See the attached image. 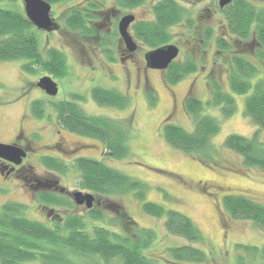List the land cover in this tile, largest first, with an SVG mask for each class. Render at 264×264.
<instances>
[{
  "label": "rangeland",
  "instance_id": "obj_1",
  "mask_svg": "<svg viewBox=\"0 0 264 264\" xmlns=\"http://www.w3.org/2000/svg\"><path fill=\"white\" fill-rule=\"evenodd\" d=\"M78 1L80 0L65 1L66 3L60 6L63 8ZM114 1L107 0V3ZM218 1L182 0L186 11L184 16L187 17L182 20L183 16L179 21L180 25L170 27L168 32L172 34L170 38L173 40L178 38L181 47L180 56L175 63H180L179 60L184 62L191 60L196 63V70L194 73L184 75L175 84H169L164 80L162 73L155 70L148 71L144 76L142 72L136 73L132 68L125 76L122 71L124 68L118 63L112 65V69L108 72L110 75H118L119 80L106 78L103 76V73L107 72L105 67H97L95 59L97 52L83 51L73 47V43L78 40L77 36L66 33L61 27L62 29L58 32H49V41L46 42L45 35L38 34L37 28L32 24L35 27L33 31L37 36L41 52L44 53L45 47L49 44L56 45L65 54L68 66L66 76L50 75L59 82V92L55 98L50 99L51 101L44 102L45 107L50 108L51 103L55 104L61 100H76L73 95L78 93L85 99L74 102L78 103L87 114L111 118L126 124L131 131L128 141L130 147L128 156L123 159H114L101 155L106 151L100 141L62 130L61 135L71 141L94 144L89 147L84 146L88 151L82 150L79 156L87 155L101 159L108 166L144 184V199L140 200L135 197L134 191L105 197L95 196L93 192L89 191L101 204L95 208L104 215L103 220H90L89 223L117 231L118 228L114 226L113 218L127 213L140 227L150 228L154 231L153 243L144 252L150 257L160 259L161 263H163L162 259L168 258L169 248L182 245L186 240L166 232L163 225L164 217L156 218L145 213L142 204L146 201L159 204L165 210L171 209L185 214L202 231L206 242L203 245H195L206 252L207 260L205 263L187 262L186 264H239L238 257L241 253V256L245 255L237 245L262 247L264 244V232L261 229L251 221L231 219L222 204L224 196L241 195L250 197L264 205V171L243 166L239 155L222 147L227 135L235 133L250 137L256 130V126L244 115L245 95H233L236 109L228 118L222 117L218 108L205 107L202 115L217 119L220 129L210 140L211 149L200 154L198 158L171 148L161 135L160 126L165 121L175 123L186 131L193 130L192 118L185 112L183 106L186 95H193L206 103L210 87L208 80L213 79L223 87L227 85L226 70L223 66L216 64L217 54L223 53L216 52L211 40L206 43L202 42V34L195 28L201 24L212 29L214 35L225 36L230 46L229 49L234 54L243 55V57H250L254 54L256 44L252 42V34L243 40L237 39L234 35L229 37L227 32L225 34V26H221L224 16L218 9ZM249 1L258 8H264V0ZM150 3H152L151 0ZM1 6L15 7L24 13L22 0H16L15 4L2 3ZM147 6L145 4L143 9L135 11L139 18L151 17V15H147ZM59 10L58 6L54 7L53 15L57 16ZM58 21H61L59 17ZM184 27H187V30H184ZM191 27H193V31L190 30ZM226 27L228 28L227 25ZM149 48L146 46L145 50H149ZM231 51L228 53L230 54ZM22 63L20 60L0 61V140H10L21 122V116L25 115L26 120L22 124L24 133H29L35 130L34 128L40 127L38 129H40L42 137L32 141V146L41 147L39 150H44L43 144L53 141L57 136L55 133V129H59L57 123H55L56 125L50 123L46 127H42L40 123L36 122L35 124V121L28 117L31 98L44 99L39 92L29 88L25 92L26 96L25 94L23 97L18 96L21 95L27 81H34L46 72L36 67L35 72L27 73L22 69ZM257 65L260 67V71L257 73L258 75H255L256 77L251 79L252 84L258 79L264 80V66L259 62ZM144 77L145 80H142ZM143 83L148 84V87L144 88ZM95 86L120 91L128 96V104L122 109L98 106L89 95L90 89ZM147 89L156 96L154 106L149 105L145 91ZM259 137L264 142V130L260 131ZM83 144L79 146H83ZM213 149L215 152L212 151ZM53 154L46 152L42 155ZM41 158L37 154L31 153L26 161L27 164L33 166L37 175L47 171L67 191H88L79 187V171L75 168L70 167L64 174L58 173L47 169L42 164ZM24 175H26L25 171L20 174L22 178H14L9 190H6L8 186L0 182V205L8 201L21 203L26 206L25 216L27 218L43 222L48 226H52L54 220L63 218L67 214L87 217L89 209L86 212L85 209L76 206L69 196H63L59 192L55 194L62 196L64 200H69L72 206L51 204L42 210V207L38 205L41 202L39 197L34 195L37 194V191L36 193L29 192L25 186ZM87 260L92 264L102 263L95 257L87 258ZM244 264H253V262L249 259Z\"/></svg>",
  "mask_w": 264,
  "mask_h": 264
},
{
  "label": "trees",
  "instance_id": "obj_2",
  "mask_svg": "<svg viewBox=\"0 0 264 264\" xmlns=\"http://www.w3.org/2000/svg\"><path fill=\"white\" fill-rule=\"evenodd\" d=\"M143 1L128 0V6ZM2 3L15 4L16 0H0V61L20 60L23 62L22 69L27 73L35 72L37 67L52 76H66L68 66L65 54L52 48L45 54L41 53L34 28L25 13L15 7H3ZM117 5L123 7L124 2L118 0ZM154 12L155 22L139 27L150 48L169 42V27L186 14L183 7L175 5L171 0H163L155 5ZM225 15L229 35L243 40L252 34V42L256 44L254 54L250 57L234 54L226 40L217 38L216 50L223 54H217L216 64L226 70V87L213 79L208 80L210 87L206 103L193 95H186L183 106L192 118L193 130L186 131L175 123L165 121L160 126L161 135L171 148L198 158L211 149L210 140L220 129L217 119L202 115L205 107L218 108L221 116L228 118L236 109L233 95H245L244 115L256 126V130L250 137L231 133L225 137L222 147L239 155L243 166L264 171V142L259 137L260 131L264 130V80L258 79L254 84L251 83V79L260 71L257 62L264 66V8H258L249 0H233L225 8ZM206 34L210 38L211 29ZM194 70L195 65L191 60L172 63L165 79L169 84H175ZM89 95L98 106L122 109L129 102L128 96L120 91L102 86L92 87ZM146 97L149 105L156 104L153 92L147 91ZM73 98L84 99L82 96ZM37 105L32 103L38 113ZM53 107L57 122L64 130L100 141L107 151L106 155L111 158L123 159L128 156L131 131L126 124L111 118L89 115L74 101L64 100ZM212 151L215 152L214 149ZM41 162L47 169L62 174L70 167L75 168L79 171V187L98 197L134 191L138 200L144 199V184L141 181L108 166L101 159L78 157L67 163L44 156ZM38 197L45 205L72 206L69 200L55 193L40 194ZM222 204L231 219L251 221L264 232L263 204L241 195L224 196ZM142 208L148 215L164 217L163 225L168 234L186 240L182 245L169 248L168 258L162 259L163 263L144 252L153 243L154 231L140 227L127 213L113 218L117 231L89 223L90 220L104 219V215L96 208L89 209L87 217L67 214L48 226L27 218L25 205L8 201L0 205V264H92L87 258L93 257L102 262L97 264L205 263L207 254L196 245L205 244L206 238L191 218L176 210H165L161 205L149 201L144 202ZM237 247L246 256L240 254L239 264L249 259L253 264H264V244L262 247Z\"/></svg>",
  "mask_w": 264,
  "mask_h": 264
},
{
  "label": "flooded vegetation",
  "instance_id": "obj_3",
  "mask_svg": "<svg viewBox=\"0 0 264 264\" xmlns=\"http://www.w3.org/2000/svg\"><path fill=\"white\" fill-rule=\"evenodd\" d=\"M65 1L69 2L72 0H69V1L65 0ZM65 1L48 2L50 3V7H51L50 13H51V18L54 22V26L49 31L41 30V29L36 30L38 34L42 33L45 35L46 42L49 41V32H58L60 29L63 28L66 33H72L75 35V37L77 36L76 39L78 40L77 42L73 43V47L79 48L83 51L92 50L94 52H97L95 54V59L98 64L97 67H100V66L102 68L105 67L106 69L105 71L107 72L103 73V76H105L106 78L107 77L110 79L114 78L115 81L119 80L118 75H113V74L110 75V73L108 72V70L112 69L111 67L112 65H114L115 63H118L119 65H121V67L124 68L122 69V71L124 72L125 76L129 74V70L132 68L136 73L142 72L144 76L147 74L148 71L155 70V71H159L160 73H162L164 80H166L165 79L166 73H167L169 66L172 63H175V61L177 62L176 59L180 56V53H181V47H180L178 38L174 40L170 38L171 40L169 42L163 45H160V46L169 45V44L176 45L179 49L177 57L173 59L171 63L165 69H155V68H151L148 66L147 60H146V54L149 51L155 48H158L160 46L149 48V50H145V47L148 45L146 44V41L143 39V33H141L139 30L140 25L151 24L155 22L156 14L154 12V7L155 5L159 4L163 0H151L152 3H150V0H144L140 4H135L132 7L128 6V0H122L124 2L123 7H120L117 5L118 0H115L114 2H110V3H107V0H80L74 4L72 3V4H69L61 8L60 5L66 3ZM171 1L175 5H178L179 7H183L185 9V6H184L185 4L182 2V0H171ZM145 4L148 5L147 15L149 16L151 15V17L139 18L138 13H136L135 11L138 9L139 10L143 9ZM56 6H58L60 10L58 12V15L54 16L53 15L54 7ZM218 7H219L218 9L220 10V12L224 16V21L222 22L221 26L222 27L225 26V30H226V31L224 30L225 34L227 32V35L231 37V35H229L228 28L226 27V25L228 26L226 15H225L226 6L221 8L219 6V1H218ZM23 8H24V5H23ZM200 11L202 12V9ZM128 14H131L134 16V20L130 23L127 29L128 34L131 37L132 42H133V47L131 48L127 45L125 40L120 35L119 28H118L120 19L124 15H128ZM147 15H143V16H147ZM58 17L61 19L60 22L58 21ZM182 20H184V18ZM177 24H179V22L171 25L170 27L177 25ZM33 28L35 27L33 26ZM195 29L200 30V34H202L201 35L202 42L206 43L210 40L212 41V44L214 45L215 50L217 49L216 48L217 38L226 40L225 36L214 35V33L212 32V29H211V37L207 38L206 32L207 30H209V28L204 27L201 24L198 26V28H195ZM184 30H187V27H184ZM190 30L193 31V27H191ZM169 35H172V34L169 33ZM50 47L52 49H56L62 52L60 48H58L56 45H53V44H49L47 45V47H45L46 49L44 48L43 49L46 52L48 49H50ZM45 52L43 54H45ZM216 52H218V50H216ZM179 62L183 63L184 61L179 60ZM193 63L194 65L196 64L195 62ZM129 65H130V68H129ZM195 70H196V65H195ZM195 70L191 73H194ZM45 75L50 76V74L48 73H43V75L39 76L36 80L27 81L23 86V91L20 93L21 95H19L18 97H23L26 90H28L29 88L30 90L34 89L37 92H39L44 99H40L39 97H36L33 99L31 98L29 102V108H28V117H30L32 121H35V124L36 122L40 123L42 127L43 126L46 127V125L50 123L52 124L57 123V126L59 128V129H55V133L57 134V136L53 141L43 144L42 147L44 148V150H39L41 147L37 148V147H34V145L32 146V141L41 139L42 134L40 132V129H38L40 127L34 128L35 130H32L29 133L25 134L22 124L24 120H26V117L25 115L21 116V122L16 128L15 133H13L12 138L8 141L0 140V142L5 143V144H12L22 149L25 153V157L22 159V161L19 164H15L7 159L0 157V182H3L6 186H8L6 190H9L10 189L9 186L14 181V178H19V179L22 178L20 174L25 171L26 175H24L23 179L25 180L26 182L25 186L27 187V189H29L30 193L32 191L36 193L37 191V194H34V195H37L38 197L40 194H46L51 191L53 193L59 192V193H62L63 196L65 195L69 196L73 200L72 194H71L72 192L67 191L64 187H62L58 183V181L52 177V175L48 174L49 172L44 171L43 174L37 175L36 172L34 171L33 166L30 164H27L26 162L27 158L31 155V153L37 154L40 157H44L47 155H42V154L46 152L54 153L53 155H49V157L60 159L67 163L72 162V160L78 157L95 158V157L87 156V155L79 156L82 150L88 151V149L84 148V146L89 147L94 144L90 145L88 143L83 144L82 142L71 141L70 139H67L61 135L62 130L64 129L57 122L56 111H55V108L53 107L54 104L51 103L50 108H46L45 103H44L50 99L55 98V96L58 93L55 96H49L43 90H41L40 88L36 86L38 79ZM50 77L52 78V76ZM52 79L57 83L58 92H59V82L55 80L54 78ZM142 80H145V77ZM143 87L147 88L148 84L143 83ZM145 91L147 92L148 89ZM26 95L27 94H25V96ZM74 96H82V95L75 93L73 97ZM61 101H57V102H61ZM73 101H76V100H73ZM32 103L38 104L37 105V110L39 111L38 113L32 106ZM80 144H83V146H79ZM100 151L102 150L100 149ZM106 154H107V151L103 152V154L101 155L107 156ZM82 192L89 193V191H82ZM31 196L33 195L31 194ZM38 205L42 207V210L47 208V205L43 204L42 202L38 203ZM100 205H101L100 202L96 199L93 204L92 209L95 208V206H100ZM76 206L81 207L82 209H85L86 212L88 211V209H86L84 204L76 205Z\"/></svg>",
  "mask_w": 264,
  "mask_h": 264
},
{
  "label": "water",
  "instance_id": "obj_4",
  "mask_svg": "<svg viewBox=\"0 0 264 264\" xmlns=\"http://www.w3.org/2000/svg\"><path fill=\"white\" fill-rule=\"evenodd\" d=\"M232 1L233 0H219V6L222 8ZM22 2L25 16L31 24L41 30H50L53 28L54 23L50 13V3L45 0H22ZM133 20V15H124L118 24L120 35L130 48L133 47V42L127 29ZM178 51V47L173 44L155 48L146 54L147 64L151 68L165 69L171 61L177 57ZM36 86L49 96H55L58 92L57 83L48 75L40 77ZM0 157L15 164H19L25 157V153L15 145L0 142ZM71 194L76 205L84 204L87 209L93 207L95 200L93 193H84L78 190L73 191Z\"/></svg>",
  "mask_w": 264,
  "mask_h": 264
}]
</instances>
